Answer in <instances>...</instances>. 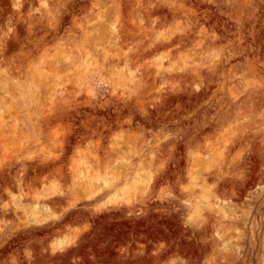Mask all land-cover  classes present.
I'll return each mask as SVG.
<instances>
[{"label":"clouds","instance_id":"obj_1","mask_svg":"<svg viewBox=\"0 0 264 264\" xmlns=\"http://www.w3.org/2000/svg\"><path fill=\"white\" fill-rule=\"evenodd\" d=\"M86 2L0 0V216L29 217L0 219V237L44 226L7 199V171L17 170L21 193V178L39 168L63 169L72 189L50 128L80 120L104 132H91L102 142L94 167L111 159L108 137L120 130L121 146L148 169L135 200L147 210L126 215L163 213L179 229L174 240L129 246L121 264H264V195L252 199L257 185L264 192V0H91L109 13L87 15L91 24L77 7ZM208 20L221 35L203 27ZM57 42L72 56L52 66L64 72L62 91L32 68ZM78 191L81 200L96 194L87 184ZM0 264L45 261L28 245Z\"/></svg>","mask_w":264,"mask_h":264},{"label":"rangeland","instance_id":"obj_2","mask_svg":"<svg viewBox=\"0 0 264 264\" xmlns=\"http://www.w3.org/2000/svg\"><path fill=\"white\" fill-rule=\"evenodd\" d=\"M77 7L86 14V24L92 23V20L87 19L89 14H95L96 19H104L109 14L105 12L101 16L103 9L94 8L91 0ZM28 8L29 5L25 4L20 11L26 13ZM121 9L124 10L123 5ZM8 11L11 13V7ZM7 18L14 19L11 15ZM201 23L205 25L204 28L208 27L207 29L221 35L215 28L213 20ZM17 31L21 30L18 28ZM83 35H87V32ZM223 38L229 37L225 34ZM88 55L91 56V53ZM71 59L68 49L57 42L50 49H44L33 61V72L39 79L50 81L56 91H62L61 85L66 79L64 72L60 68L53 71L52 66L60 64L61 61L67 66ZM81 63L87 65V58ZM155 70L159 71L160 68L157 67ZM80 124L81 121L76 120L69 127L58 124L50 128L53 141H61L62 147L65 148L67 172L74 181L71 190L61 178L63 169L51 171L46 168L29 169L21 178L22 186H27L23 193L14 187L17 170L11 169L6 172L5 183L9 187L7 199L13 201V204L19 201L25 208L30 209L32 219L34 207L48 214H45L46 218L42 217L45 222L41 228L21 227L17 232H9L6 236L0 237V243L3 244L0 248V258H11L22 248L32 245L42 256L45 264H121L124 260L122 253H126L129 246L136 248L147 241L155 244L174 240L179 236L176 223L163 213L148 211L144 218L126 215L128 212L147 210V205L137 204L135 200L140 189L145 186L148 169L145 168L142 158L138 154H133L134 149H125L121 146V131L114 130L108 137L109 143L113 146L111 159L105 161L102 167L100 165L94 167L93 160L100 159L102 142L93 137L91 132L95 131L98 135H104V132L95 127L91 130L87 127H77ZM94 144L97 146L94 147ZM57 172L60 175H57ZM104 181H107L108 185H105ZM82 184L95 188L96 194L90 193L87 200H81L78 188ZM148 187L151 188V185ZM28 188L31 191H28ZM52 194L56 198L54 201H62L67 211L62 209L57 212L54 201L47 202ZM261 195H264V192H261L257 185L252 192V199L255 200ZM100 196L104 197L103 200L98 205L94 204L93 202ZM46 204L49 210H46ZM89 204L92 206L89 207ZM19 217L29 219L16 209L6 216H0V219L14 225L19 223ZM49 217H55L51 224ZM180 243L183 245L184 241ZM151 246L148 245L149 248Z\"/></svg>","mask_w":264,"mask_h":264},{"label":"bare ground","instance_id":"obj_3","mask_svg":"<svg viewBox=\"0 0 264 264\" xmlns=\"http://www.w3.org/2000/svg\"><path fill=\"white\" fill-rule=\"evenodd\" d=\"M204 25V24H203ZM205 26V25H204ZM210 26V25H209ZM208 27H206L205 29H207ZM218 34V33H217ZM90 54V53H89ZM82 171V170H81ZM104 184L105 185H108V182L107 181H104ZM54 200H56V198L54 197V195L52 194V196L50 197V199H47V202H53ZM46 210H49V207L48 205L46 204ZM45 214H48L46 213L44 210H40V208H37V207H34L33 208V211H32V215H33V219L35 220H43L44 221V218L42 219V217L44 216L45 217ZM46 218V217H45ZM45 222V221H44Z\"/></svg>","mask_w":264,"mask_h":264}]
</instances>
